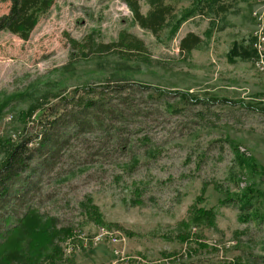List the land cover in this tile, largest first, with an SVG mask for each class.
I'll return each instance as SVG.
<instances>
[{
  "label": "rangeland",
  "instance_id": "374dc122",
  "mask_svg": "<svg viewBox=\"0 0 264 264\" xmlns=\"http://www.w3.org/2000/svg\"><path fill=\"white\" fill-rule=\"evenodd\" d=\"M198 1L202 11L183 21L173 37L170 24L156 36L140 28L121 0H56L28 40L0 32L5 115L0 136L14 141L22 131L38 130L34 117L25 129L17 111L51 106L58 95L78 98L88 86L99 91L125 82L173 93L157 101L149 97L152 89L135 90L121 143L116 144V133L71 138L60 177L48 176L36 193L35 208L52 218L45 225L71 229L55 236L61 249L68 252L73 240L80 241L74 264H264V75L251 62L260 35H252L253 47L250 39L264 21V4L218 0L210 8L209 0L169 2L179 16ZM140 3L145 13L147 3ZM9 7L0 0V15ZM124 31L143 41L142 55L95 48L117 41ZM187 32L200 36L201 43L185 55L178 45ZM234 44L237 51L251 49L250 58L230 59ZM176 91L201 103L183 102ZM222 98L239 103L215 101ZM168 105L179 112H168ZM238 155L245 157L242 162ZM249 186L261 195L244 221L237 205L221 200L226 192ZM87 197L111 225L88 218ZM197 208L210 210L214 218L192 220ZM31 242L24 231L7 253L19 252L20 264H28L25 259L39 250Z\"/></svg>",
  "mask_w": 264,
  "mask_h": 264
},
{
  "label": "trees",
  "instance_id": "16d2710c",
  "mask_svg": "<svg viewBox=\"0 0 264 264\" xmlns=\"http://www.w3.org/2000/svg\"><path fill=\"white\" fill-rule=\"evenodd\" d=\"M2 1L9 2L10 7L7 13L0 15V32L7 31L23 40H28L40 19L49 12L56 0ZM121 1L129 9L133 22L155 36L170 24L168 35L173 37L183 21L202 11L199 1L193 6L183 8L179 16H175V7L169 2L170 0H145L148 5L145 13L141 11V0ZM217 1L209 0L210 8H213ZM217 7L220 11L225 9L224 6L218 5L215 8ZM171 20H174L173 23H170ZM200 43V36L194 32H187L179 41V52L188 55ZM95 48L99 53L117 48L118 52L139 55L145 50L143 41L126 31L119 34L117 41L98 43ZM238 48H240L238 44H234L228 53L230 59H234V56L250 58L251 49L242 48L237 51ZM99 89L95 91L92 86H88L87 94L84 96L75 98L74 95L66 97L58 95V102L51 106L36 107V109V105H33L23 112L19 109L18 122L26 129L29 119L34 117L38 130L34 134L22 131L17 141H14L12 136H0V264H20L17 259L20 253H7V251L15 246L18 236L24 231H27L29 238L32 239L31 244L39 246L33 257L29 254V258L25 259L28 264H39L41 261L39 258L42 257L43 260L47 259L49 264H74L73 254L80 241L73 240L71 250L68 252L61 249L56 239L61 234L65 236V232L70 234L71 229L64 227L54 229L45 225L46 221L52 218L44 217L35 208L33 199L36 193L48 183L46 180L48 176L57 174L61 169L63 165L61 160L64 158L65 161V148L71 138L85 133L105 135L116 133L118 136L116 144L121 143L120 137L125 129L123 124L131 116L130 97L135 90L144 93L152 89L153 92L149 97L157 101L173 94L158 87L126 82L114 83L110 86L102 85ZM175 93L180 95L183 102L185 100L187 103H201V99L196 96L177 91ZM215 101L221 104L239 103L226 98ZM11 104L12 101L3 108ZM167 109L170 113L177 110L171 105H168ZM1 111L0 120L5 116ZM243 157L237 156L241 162ZM250 164L257 169L254 162ZM59 175L61 174L58 173L57 177ZM251 188L252 186L246 187L238 193L226 192L221 200L222 203H233L238 206L240 220L249 219V213L254 208L256 199L261 195V191ZM84 205L88 218L98 226L111 225L104 219L90 197L85 199ZM206 218L210 221L214 218L211 211L197 208L192 220L200 222L197 220L203 221ZM187 239V235L180 237L182 242H186ZM200 245L206 246L201 243ZM50 246L53 247L52 252L43 255V251L48 250Z\"/></svg>",
  "mask_w": 264,
  "mask_h": 264
},
{
  "label": "built area",
  "instance_id": "2783aa9c",
  "mask_svg": "<svg viewBox=\"0 0 264 264\" xmlns=\"http://www.w3.org/2000/svg\"><path fill=\"white\" fill-rule=\"evenodd\" d=\"M255 5L264 4V0H254ZM260 28L252 32V35H260V43H257L258 54H254L251 62L255 64L256 68L264 75V21H260ZM115 239L113 238V241Z\"/></svg>",
  "mask_w": 264,
  "mask_h": 264
},
{
  "label": "bare ground",
  "instance_id": "6f19581e",
  "mask_svg": "<svg viewBox=\"0 0 264 264\" xmlns=\"http://www.w3.org/2000/svg\"><path fill=\"white\" fill-rule=\"evenodd\" d=\"M261 18H262V17H261ZM262 19H263V18H262ZM262 19H261V21H263ZM251 37H252V47H253V36H252V34H251ZM253 49H254V48H253ZM254 54H255V52H254Z\"/></svg>",
  "mask_w": 264,
  "mask_h": 264
}]
</instances>
